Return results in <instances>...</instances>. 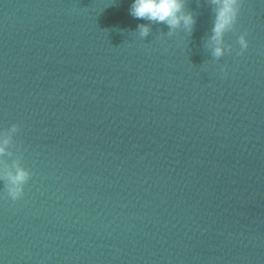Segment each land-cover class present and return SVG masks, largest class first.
I'll use <instances>...</instances> for the list:
<instances>
[{
    "label": "water",
    "instance_id": "95a60500",
    "mask_svg": "<svg viewBox=\"0 0 264 264\" xmlns=\"http://www.w3.org/2000/svg\"><path fill=\"white\" fill-rule=\"evenodd\" d=\"M133 2L0 0V264H264V0Z\"/></svg>",
    "mask_w": 264,
    "mask_h": 264
},
{
    "label": "clouds",
    "instance_id": "9594fccd",
    "mask_svg": "<svg viewBox=\"0 0 264 264\" xmlns=\"http://www.w3.org/2000/svg\"><path fill=\"white\" fill-rule=\"evenodd\" d=\"M213 3L220 5L213 28L215 34L213 39L219 43L223 38V34L229 31L236 23L241 4H239L238 0H213ZM181 10V0H134L129 11L133 18L163 23L171 29L177 27L181 20L186 26H190L193 23L191 16L181 17L179 15ZM138 29L142 36L149 34V27L145 24L138 25ZM246 35L245 33L239 37L238 43L241 48L239 55H242L248 48ZM223 54L224 49L222 47L214 49V56L221 57ZM7 143L8 141L5 140L4 144ZM3 153L4 147L0 146V154ZM28 179L29 173L23 169H18L16 175L10 177L11 184L7 187V191L13 200H17L23 195V185L27 183Z\"/></svg>",
    "mask_w": 264,
    "mask_h": 264
}]
</instances>
